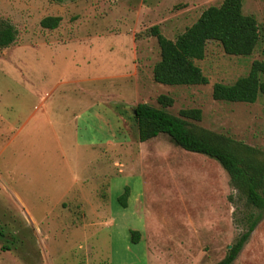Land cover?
I'll return each instance as SVG.
<instances>
[{"label": "rangeland", "instance_id": "obj_1", "mask_svg": "<svg viewBox=\"0 0 264 264\" xmlns=\"http://www.w3.org/2000/svg\"><path fill=\"white\" fill-rule=\"evenodd\" d=\"M222 0H0L16 30L0 48V264H213L240 228L243 198L213 160L160 134L136 140L132 110L199 109L196 128L264 155V94L211 98L264 64V0H241L258 42L248 56L208 41L193 61L205 85L154 83V37L174 40ZM59 17L55 29L39 26ZM264 83V71L260 75ZM125 192V196L118 199ZM129 231L139 233L131 243ZM232 264H264V219Z\"/></svg>", "mask_w": 264, "mask_h": 264}, {"label": "trees", "instance_id": "obj_2", "mask_svg": "<svg viewBox=\"0 0 264 264\" xmlns=\"http://www.w3.org/2000/svg\"><path fill=\"white\" fill-rule=\"evenodd\" d=\"M50 1L61 3L65 0ZM59 21V17H44L39 21V26L52 30ZM148 33L154 37L159 55V60L151 70L152 81L167 86L207 83L193 61L203 59L208 41L218 43L226 55L240 57L250 55L258 42L256 22L253 17L241 13V0H222L218 6L206 8L174 40L164 38L156 26L151 27ZM15 37V28L0 21V48L11 45ZM263 71L264 64L253 61L247 74L232 84L214 83L211 98L227 103H254L259 95L264 94V83L260 80ZM155 102L160 108L139 103L132 110L137 142H146L160 134L166 135L181 150L215 161L226 173L231 188L243 198L244 212L234 220L240 232L226 249L223 258L213 263L232 264L251 232L264 219V155L193 126L191 122L201 119L199 109H181L177 115H171L164 111V108L172 106L171 97L158 95ZM124 196L125 192L118 199ZM129 235L131 243L140 238L135 231H129Z\"/></svg>", "mask_w": 264, "mask_h": 264}, {"label": "water", "instance_id": "obj_3", "mask_svg": "<svg viewBox=\"0 0 264 264\" xmlns=\"http://www.w3.org/2000/svg\"><path fill=\"white\" fill-rule=\"evenodd\" d=\"M134 113V112H133ZM228 248H229V246H228Z\"/></svg>", "mask_w": 264, "mask_h": 264}, {"label": "crops", "instance_id": "obj_4", "mask_svg": "<svg viewBox=\"0 0 264 264\" xmlns=\"http://www.w3.org/2000/svg\"><path fill=\"white\" fill-rule=\"evenodd\" d=\"M153 139V138H152Z\"/></svg>", "mask_w": 264, "mask_h": 264}]
</instances>
